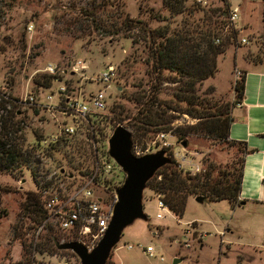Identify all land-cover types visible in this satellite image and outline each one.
<instances>
[{
    "label": "rangeland",
    "instance_id": "374dc122",
    "mask_svg": "<svg viewBox=\"0 0 264 264\" xmlns=\"http://www.w3.org/2000/svg\"><path fill=\"white\" fill-rule=\"evenodd\" d=\"M190 3L189 0L188 5ZM208 4L204 10L224 8L221 0H208ZM98 5H107V10L105 6L96 10L103 20L118 12L123 17L141 20L151 29L166 26L171 32L203 18L201 12L192 17L185 13L171 15L162 0H0V98L10 96L18 100L16 105L26 124L22 131L24 152H32L40 160L33 174L27 170L16 176L0 174V264H17L22 260L21 242L13 236V229L18 224L25 194L40 193L43 183L51 182L48 189L56 194L67 196L85 187L105 204L112 201L125 175L118 167L110 174L97 173L95 164L105 159L108 140L117 127L130 132L132 144L141 151L148 149L150 154L160 151L155 150L161 147L159 136L164 134L169 149L182 152L186 157L191 171L183 169V173L195 174V169L201 173L208 163L221 169L238 167L240 146L220 143L200 134L184 136L195 131L198 119L186 114L184 104L174 102L172 96L181 88L180 83L172 82V79L179 81L174 74L163 72V80L156 82L147 40L134 44L125 36L110 37L102 30L96 32L89 27L90 19L82 15L81 10L90 12ZM228 5L239 6L242 20L235 27L242 31L237 32L236 42L226 43L225 53L218 56L216 74L195 86V108L200 116H206L205 110L213 105L222 109L231 105L234 76L240 74L236 73L240 70H236L238 61L234 57L240 56L252 64L264 60L262 1L233 0ZM153 15L159 19H152ZM81 24L82 30L79 29ZM232 29L227 24L223 34L228 35ZM241 39L246 42L242 44ZM78 62L87 67L84 74L72 72ZM49 66L57 69L61 80L70 81L75 89L83 91L100 88L91 86L86 78L94 77L108 66L116 70V79L108 92L107 110L82 122L73 137L59 135L64 117L58 107H45L49 105L50 96V102L54 97L56 104L54 92L58 85L52 83L48 89L34 84L35 79L41 81L48 77L43 71ZM152 87L160 89V101L176 109L175 112L167 110L165 114L168 123L163 127L167 133H156L155 127L138 122ZM29 97L33 103L24 101ZM33 109L39 111L37 116ZM52 137H58L59 141L55 151L49 152L48 149L56 145L49 144ZM166 156L171 158V155ZM61 167L65 174L62 177L58 173ZM142 204L148 220H138L123 231L106 264H172L174 260L179 261L177 264H264L263 229L248 226L245 217L239 212L233 213L227 201L204 199L198 203L189 198L184 215L178 218L166 208L162 211L157 195L146 188ZM158 215L161 217L157 218ZM22 224L25 239L33 235L37 238L40 227L28 231L31 224L27 218ZM52 227L57 231L60 244L76 239L60 232L53 224ZM44 233L45 230H41L39 235ZM81 242L89 251L95 247H91L89 240ZM148 247L153 250L151 257L143 252ZM34 257L35 264H59L64 260L80 264L68 251Z\"/></svg>",
    "mask_w": 264,
    "mask_h": 264
},
{
    "label": "trees",
    "instance_id": "16d2710c",
    "mask_svg": "<svg viewBox=\"0 0 264 264\" xmlns=\"http://www.w3.org/2000/svg\"><path fill=\"white\" fill-rule=\"evenodd\" d=\"M190 1L191 3L188 5L189 0H162L164 8L171 15L185 13L192 17L196 12L203 13V18L197 23H185L181 29L172 32L166 26L151 29L141 20L123 17L118 12L103 20L98 16L100 11L96 10L100 6H105V10H107V5H98L93 7V11L81 10V12H83L82 15L90 19L89 27L96 32L102 30L110 37L122 35L130 38L134 44L139 40H147L148 49L153 59L152 69L156 82L160 83L163 80V72L174 74L179 81L172 79V82L181 84L178 93L172 96L174 102L177 105L178 103L184 104L186 114L198 119L197 127L193 128L195 131L184 136L200 134L204 138L220 143L229 142V129L233 122L230 112L233 106L242 102L243 76L234 86V100L231 105L225 109L218 105L208 107L209 109L205 110L208 112L206 116L196 113L195 106L197 105L194 94L197 83L216 74L218 56L225 53L226 43L236 42L238 33L232 29L228 35L223 34V30L228 24V3L224 2L223 9L204 10L203 7L195 3V0ZM262 1L264 6V0ZM153 18L156 20L159 19V16L153 15ZM79 29L82 30V24L79 25ZM216 39L220 40V45L215 44ZM51 81L52 77H44L41 81L35 79L34 84L49 88ZM149 94L143 104L144 111L140 113L141 117L138 118V122L140 121V124L144 126L155 127L156 133H167L168 130L163 127L168 123L165 121V114L167 110L175 112L176 109L158 99L161 94L159 88L152 87ZM17 102V99L10 96L8 99L0 98V174L9 173L12 176L22 175L23 170L33 174L34 171H37V164L40 163V160L32 152H24L25 140L22 131L26 124L21 117V110L17 108ZM153 108H156V111H153ZM33 112L35 116L39 114L36 109H33ZM138 128L141 131H146L141 127ZM57 145L51 146L48 149L49 152L55 151ZM164 152L170 155V149L164 150ZM246 153L247 151L244 152V154ZM65 155L68 156V154ZM242 167L243 158L240 157L236 169L233 166L229 169L227 167L221 169L213 163H208L201 173L189 174L183 173L171 158L170 164L161 168L147 183L146 188L154 192L158 201L162 202L164 207L178 218H182L184 215L189 198L207 199L210 202L227 201L230 207L234 208L240 204L238 198L241 190ZM58 173L61 177L65 175L62 172V167L59 168ZM85 173L88 175V171ZM50 184L51 182L46 183V185ZM26 218L31 224L27 227L28 231L38 229L47 219L39 195L36 193L25 194L21 203L18 224L13 229V236L20 240L23 251L22 260L17 264H35L34 256L36 254H55L58 252L57 245L60 244L57 231L47 224L44 225V234L38 235L35 239L34 235L31 239H25L26 232H23L22 220ZM147 220L148 218H146ZM69 242H76V240H70L67 243Z\"/></svg>",
    "mask_w": 264,
    "mask_h": 264
},
{
    "label": "built area",
    "instance_id": "2783aa9c",
    "mask_svg": "<svg viewBox=\"0 0 264 264\" xmlns=\"http://www.w3.org/2000/svg\"><path fill=\"white\" fill-rule=\"evenodd\" d=\"M229 1L230 0H221L223 4L224 2L229 3ZM195 3L203 8L209 7L208 0H195ZM239 20V6H228V28L231 27L233 30L241 32L240 28L235 27V24ZM245 42V39H241L242 44ZM219 43L220 40L216 39L215 44L218 45ZM86 68L87 67H85L81 62H78L75 66H73L72 72L78 73L80 71L84 74ZM43 72L47 74L48 77H52L51 84L55 83L58 85V88L54 92L57 100L56 104L54 102V97L53 102H50L52 100V96H50L48 98L49 105H45V107L52 109L58 107L57 109H59V114L64 117L63 123L59 126L60 136H75L82 122L88 121V119L93 115L103 113L107 110L109 100L108 92L117 76L116 70L113 66L106 67L102 72L98 73L94 77L86 78V80H89L91 86L100 87L95 90L88 91H83L82 89L77 90L70 85V81L61 80L60 77H58L57 69L51 66L45 68ZM64 74L65 73H63V75ZM239 75L237 76L238 79L240 78ZM50 87L48 89H50ZM24 101L27 103H33V99L30 97L28 99L26 98ZM35 106H37V104ZM164 138V134L159 136L162 145L155 151H164L169 149V145L164 142ZM58 141V137H52L49 140V144H56ZM131 155L135 158H140L150 155V152L148 149L141 151L136 145L132 144ZM165 155L167 154L165 153ZM170 155L177 163L180 170L185 169L188 172L191 171L187 165L188 162L185 160L186 157L182 152H172L170 150ZM95 167L97 173L101 171V174H110L114 168L118 166L108 156L107 152L103 161H96ZM186 167L188 169H186ZM195 172L198 173L199 170L195 169ZM48 188L49 185L46 186L45 183H43L39 190L40 193H37L42 203V207L47 215V219L43 225L40 226L37 236L40 234L41 230H44V225L47 224L52 227L53 224L60 232L73 235V237L76 238V242L82 244L85 248L87 246L81 242L83 239L89 240L92 243L91 247L96 246L103 237L111 221L112 210L114 204L116 203V195L113 197L111 202L105 204L103 200L96 197L91 190H88L85 187L76 189L71 195L67 196L60 193L56 194L50 192ZM158 205L162 211L165 209L162 202L158 201ZM160 217L161 215L157 216V218ZM127 249H131V247H127ZM143 252L151 257L153 250L148 247ZM59 264H70V262L64 260L59 262Z\"/></svg>",
    "mask_w": 264,
    "mask_h": 264
},
{
    "label": "crops",
    "instance_id": "0c3cea01",
    "mask_svg": "<svg viewBox=\"0 0 264 264\" xmlns=\"http://www.w3.org/2000/svg\"><path fill=\"white\" fill-rule=\"evenodd\" d=\"M262 7L264 9L263 1ZM234 59L239 63L235 65L236 70H240L236 73L244 78V91L242 102L233 106L230 112L233 122L228 141L241 146L243 167L238 198L240 204L231 209L233 213L239 212L241 217H245L248 226L263 229L264 243V60L252 64L240 56ZM238 80L235 75L234 86ZM233 90L230 98L232 102Z\"/></svg>",
    "mask_w": 264,
    "mask_h": 264
},
{
    "label": "water",
    "instance_id": "95a60500",
    "mask_svg": "<svg viewBox=\"0 0 264 264\" xmlns=\"http://www.w3.org/2000/svg\"><path fill=\"white\" fill-rule=\"evenodd\" d=\"M108 156L125 175L124 183L115 190L116 203L112 218L103 237L92 250H87L78 242L57 245L58 251L74 254L80 264H106L111 252L119 243L123 231L134 222L146 221L143 210V192L147 183L166 165L170 159L164 151H158L144 157L131 155V134L123 127H117L108 140ZM200 203L201 198H196ZM179 263L174 260L172 264Z\"/></svg>",
    "mask_w": 264,
    "mask_h": 264
}]
</instances>
